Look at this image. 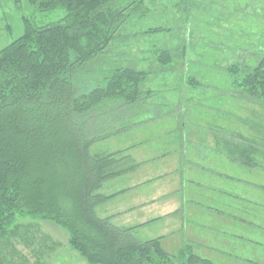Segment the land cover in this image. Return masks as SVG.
Here are the masks:
<instances>
[{
    "label": "rangeland",
    "instance_id": "obj_1",
    "mask_svg": "<svg viewBox=\"0 0 264 264\" xmlns=\"http://www.w3.org/2000/svg\"><path fill=\"white\" fill-rule=\"evenodd\" d=\"M119 1L131 4L119 37L75 83L80 91L105 86L125 67L148 74L142 98L122 106L120 119L109 112L98 121L108 122V135L91 152L123 151L131 161L99 190L112 197L97 215L134 227L141 241L161 237L171 254L190 247L214 264H264V103L244 94L227 69L254 66L264 54V0ZM65 15L62 7L0 0V49L24 33V18L45 25ZM156 28L163 31L148 32ZM161 50L171 51V62L159 61ZM228 141L257 146L255 165L232 159ZM17 223L10 242L22 264H88L56 224Z\"/></svg>",
    "mask_w": 264,
    "mask_h": 264
},
{
    "label": "trees",
    "instance_id": "obj_2",
    "mask_svg": "<svg viewBox=\"0 0 264 264\" xmlns=\"http://www.w3.org/2000/svg\"><path fill=\"white\" fill-rule=\"evenodd\" d=\"M30 2L41 10L62 7L66 15L45 25L24 18V33L0 49V264L26 261L10 242L20 234L17 221L23 217L56 224L88 264H214L190 247L171 254L161 237L141 241L133 235L134 227L117 226L111 217L96 213L97 206L112 197L99 190L125 171L124 161H131L123 151L91 152V146L108 135V122L98 121L109 112L117 121L122 106L139 101L148 73L117 68L105 86L85 91H80L75 77L119 37L131 4ZM172 57L170 50L158 54L164 64ZM227 69L244 94L264 103V54L254 66L235 63ZM226 148L232 159L255 165L254 144L228 141Z\"/></svg>",
    "mask_w": 264,
    "mask_h": 264
},
{
    "label": "crops",
    "instance_id": "obj_3",
    "mask_svg": "<svg viewBox=\"0 0 264 264\" xmlns=\"http://www.w3.org/2000/svg\"><path fill=\"white\" fill-rule=\"evenodd\" d=\"M144 223L146 222V221H143Z\"/></svg>",
    "mask_w": 264,
    "mask_h": 264
}]
</instances>
